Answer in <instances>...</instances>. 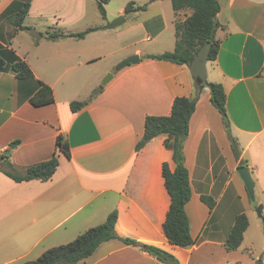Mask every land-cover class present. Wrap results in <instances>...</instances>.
Here are the masks:
<instances>
[{
    "label": "crops",
    "instance_id": "crops-1",
    "mask_svg": "<svg viewBox=\"0 0 264 264\" xmlns=\"http://www.w3.org/2000/svg\"><path fill=\"white\" fill-rule=\"evenodd\" d=\"M12 1L0 0V15ZM128 3L144 10L125 14ZM219 4L220 46L206 63V81L223 87L228 128L240 156L235 160L209 89L203 87L183 143L191 190L184 209L196 240L188 247L171 244L162 228L171 199L161 168L175 169L172 151L164 146L167 135L138 151L136 145L146 116H167L175 98L195 96L187 66L144 58L173 51L175 22L190 11L175 14L170 0H119L109 12L124 22L107 29L113 19H108L107 7L105 20L100 17L95 0H30L23 26L33 32L75 34L98 27L80 40H41L37 45L32 31H10L8 21L0 18V43L25 59L33 74L25 80L0 74V167L8 162L23 172L54 154L59 163L45 182L17 183L0 172V264L33 261L102 224L112 211L118 237L155 246L178 264H257L244 243L254 229L263 230L262 224L236 170L239 162L249 168L264 217V0ZM21 33H29L24 44L16 40ZM143 41L148 44L140 46ZM133 55L137 64L115 70ZM108 74L111 79L99 89ZM38 82L51 88L53 103H30ZM96 89L100 92L86 106L70 110L71 102L88 100ZM58 135L68 145V158L55 149ZM201 196L213 199L211 210ZM239 214L246 216L248 227L240 247L229 251L224 243ZM77 264L162 263L115 239Z\"/></svg>",
    "mask_w": 264,
    "mask_h": 264
},
{
    "label": "trees",
    "instance_id": "trees-1",
    "mask_svg": "<svg viewBox=\"0 0 264 264\" xmlns=\"http://www.w3.org/2000/svg\"><path fill=\"white\" fill-rule=\"evenodd\" d=\"M110 0H95L100 17L105 20V6ZM174 13L183 10L190 11V14L182 21L175 22V46L173 51L162 54H148L144 58L158 61L170 62L176 65L189 66L199 50L210 44L207 59H215L220 40L216 38V31L220 28L217 21V14L220 10L219 0H170ZM30 0H13L0 15V18H7L14 32L32 31L23 26V21L28 13ZM144 10V7H133V3H128L125 7V14ZM98 30V27H91L75 34H64L58 31L47 30L45 32H33V43L37 45L41 40L56 41L65 38L83 39L89 33ZM10 72L18 80L31 79L33 74L25 59L18 57L12 50L4 47L0 43V74ZM196 88L195 96L192 98H175L170 114L167 116H146L144 120V133L141 140L136 145V150H140L150 140L158 135L166 134L164 141L165 148L172 151V159L175 163L174 171H170L167 164L161 168L165 188L170 196L171 202L166 213L162 228L167 240L178 247H188L196 243L189 233V221L185 213V205L191 196L189 187L188 171L184 166L183 143L188 135V123L195 110L198 94L203 87L209 89L210 103L221 117L223 127L230 142L231 151L235 160L239 159L240 152L237 141L229 132V122L226 112V95L220 84L201 82L193 78ZM100 92L96 89L86 101H73L69 104L72 112H77L86 106L92 98ZM53 94L49 86L38 82L36 93L30 98L33 106L39 107L53 103ZM55 149L69 157V148L62 136L58 135L55 140ZM56 154L49 160L28 167L23 172H17L8 162H3L0 172L13 181L27 182L32 180L48 181L58 167ZM239 167L246 165L239 162ZM201 201L211 210L214 201L211 197L201 196ZM117 220L116 211H112L106 220L95 227H91L79 234L72 241L51 247L44 251L37 259L22 264H77L89 258L97 248L110 240H119L125 245L137 248L145 252L162 264H178L177 260L169 253L146 244H141L135 240L121 238L115 234V224ZM248 227L247 218L244 214L235 217L231 230L225 240V248L229 251L240 247L243 240V233ZM264 235V220H263Z\"/></svg>",
    "mask_w": 264,
    "mask_h": 264
},
{
    "label": "water",
    "instance_id": "water-1",
    "mask_svg": "<svg viewBox=\"0 0 264 264\" xmlns=\"http://www.w3.org/2000/svg\"><path fill=\"white\" fill-rule=\"evenodd\" d=\"M124 22L123 17H118L115 19L112 23H108L106 25L107 29H114L115 27L120 26ZM210 48V44H205L198 52L197 56L193 58L191 63L188 66V70L190 75L193 78H197L201 82L206 81L207 77V71H206V63L208 61V51ZM139 62V58L137 55L129 56L123 60H121L115 67V70H120L128 65H134ZM111 79V74H108L102 81L100 89ZM13 148V145L9 146V149ZM9 151H5L3 155L7 156ZM237 174L239 175V178L244 184V187L246 189L247 195L251 202H255V184L251 177V173L248 167L242 166L237 168ZM263 206L261 204H258L255 213L257 214L258 218L260 220H264L263 214Z\"/></svg>",
    "mask_w": 264,
    "mask_h": 264
},
{
    "label": "rangeland",
    "instance_id": "rangeland-1",
    "mask_svg": "<svg viewBox=\"0 0 264 264\" xmlns=\"http://www.w3.org/2000/svg\"><path fill=\"white\" fill-rule=\"evenodd\" d=\"M117 5H119V0H110L109 3L105 6V8L107 7V11H108V19L111 20L113 19L110 23H112L115 19L117 18H113L114 16V12L112 14H110V10H114L116 9ZM154 10V9H153ZM95 14V11L94 9L92 10V15ZM119 17H122V16H119ZM4 20L8 21V28L9 29H12L10 31H14L10 21L5 18ZM107 25V24H106ZM12 32L9 33V35L11 34ZM31 35V34H30ZM28 36H29V33H21L19 35V37L16 38V40L18 39L19 41H21L23 44L26 42V40L28 39ZM148 43L146 41H143L141 42L139 45L140 46H144V45H147ZM103 81V80H102ZM101 86V85H100ZM100 86H99V89H100ZM257 203L256 202H253V206H255V209L257 207ZM256 214V213H255ZM262 214H263V211H262ZM257 216V214H256ZM257 218V221L262 224V227H263V222L262 220H260L258 218V216L256 217ZM263 229V228H262ZM253 230V229H251ZM248 239L249 240H246L245 241V245H247L248 247H250L252 250L250 251L253 256V259L255 258L256 259V262L257 264L258 263H262L264 264V235H263V230H258V231H255V229L248 235ZM251 243V244H250ZM244 245V246H245Z\"/></svg>",
    "mask_w": 264,
    "mask_h": 264
},
{
    "label": "built area",
    "instance_id": "built-area-1",
    "mask_svg": "<svg viewBox=\"0 0 264 264\" xmlns=\"http://www.w3.org/2000/svg\"><path fill=\"white\" fill-rule=\"evenodd\" d=\"M225 264H228V263H225Z\"/></svg>",
    "mask_w": 264,
    "mask_h": 264
}]
</instances>
